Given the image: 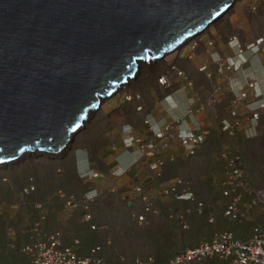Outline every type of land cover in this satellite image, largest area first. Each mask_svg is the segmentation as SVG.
I'll return each instance as SVG.
<instances>
[{
  "label": "crops",
  "instance_id": "crops-1",
  "mask_svg": "<svg viewBox=\"0 0 264 264\" xmlns=\"http://www.w3.org/2000/svg\"><path fill=\"white\" fill-rule=\"evenodd\" d=\"M252 5L257 7L255 14L249 11ZM233 13L221 35L201 38L193 50L186 46L179 48L180 55L176 49L171 52H177L173 59L165 61L157 71L136 76V82L125 89L137 93L136 97L127 101L121 93L118 98L106 99L100 115L101 124L90 132V136L84 137L71 159V173L76 185L70 192L78 201L84 195H94L88 209L90 221L97 229L91 230L89 224L81 220L82 204L67 207L63 197L55 196V200L44 203L42 235L60 231L63 244L70 245L73 240L79 242L77 252L80 255L93 245H101L105 257L115 249L116 253H124L129 259L151 255L154 260L158 258V251L185 249L225 230L232 231L237 237H246L250 232L248 222L244 225L222 214L226 201L220 193L226 168L222 153L230 149L241 155L244 176L251 179L246 159L248 154L255 161V158L259 160L254 146L260 134H264V111L260 113L258 123L249 130L239 128L228 135L220 128L223 121H232L230 100L240 90H246L249 95L248 100L238 105L240 113L244 115L248 108L255 106L248 81L254 80L255 88L264 94V50L254 52L244 47L264 34V22H260L264 15V0H240ZM202 60L207 64L200 71L196 62ZM230 60L237 68L229 65ZM171 62L183 73L174 75L171 85L165 87L157 82V78ZM168 123L173 124L174 129H193L205 136L194 155H186L175 138L168 139V147H158L153 155L139 159H134L130 150L123 147L121 137L151 135L152 130L161 129ZM260 159L255 164L260 166L255 170L262 181L264 155ZM159 160L163 164L156 177L149 165ZM88 169L102 176H80ZM176 177L189 181L194 199L158 196V191ZM143 195L152 199L153 210L145 213L143 221H138L135 215L143 211ZM120 202V213L117 212L115 219L120 223L117 224L108 215L111 212V216H115ZM198 202L202 203L200 211L197 210ZM32 217V209L23 213L26 226L31 224ZM114 229H120V232L113 235ZM24 260L27 264L26 257Z\"/></svg>",
  "mask_w": 264,
  "mask_h": 264
},
{
  "label": "water",
  "instance_id": "water-1",
  "mask_svg": "<svg viewBox=\"0 0 264 264\" xmlns=\"http://www.w3.org/2000/svg\"><path fill=\"white\" fill-rule=\"evenodd\" d=\"M233 1L0 0V157L41 144L60 150L139 62L160 58Z\"/></svg>",
  "mask_w": 264,
  "mask_h": 264
},
{
  "label": "built area",
  "instance_id": "built-area-1",
  "mask_svg": "<svg viewBox=\"0 0 264 264\" xmlns=\"http://www.w3.org/2000/svg\"><path fill=\"white\" fill-rule=\"evenodd\" d=\"M256 10V5L249 7L251 13H257ZM261 20L264 22V15L261 16ZM232 40L233 37L229 41ZM192 47H194L193 44ZM244 47L254 52L264 50V34L256 37L250 43H246ZM226 61H228V58ZM229 65L233 69L237 68L233 60H230ZM165 67V71H160L157 82L167 87L171 85L174 75L181 76L182 71L176 67L174 62L166 64ZM204 67V64H202L198 70L201 71ZM255 84L254 80L247 82V87L250 89L249 94L251 100L255 102V106L248 108V112L244 115L240 113L238 105L248 100L249 96L246 90H240L237 93L238 95L230 100L229 115H231L232 121L221 123L220 130L222 132L232 135L239 128L249 130L258 123L260 113L264 111V94L255 88ZM125 91H121L120 94L123 93V97L127 101L137 96V93ZM169 138H175L183 152L188 156H192L203 144L205 136L193 129H174L173 124L168 123L163 125L161 129L152 130L151 135L141 137L128 135L121 137V140L123 147L130 150L134 159H139L153 155L158 147H168ZM162 139L166 140L159 144L158 142ZM112 149H115V147L112 146ZM222 156L226 160L224 179L220 185L221 196L226 199L222 211L223 216L240 222L247 218L245 217L247 213L254 210L264 211V198H261V196L264 197V183L251 188L246 176H244L240 156L230 149L224 150ZM162 164L163 161L161 160L150 163L149 168L153 171L154 176L160 175L159 168ZM80 176L99 178L102 174L88 169L84 170ZM136 190L139 191L140 189L137 188ZM158 196H171L177 200L194 199L189 181L180 177H176L171 184L161 188L158 191ZM93 197L94 195H84L78 201L74 197L67 196L63 201L67 207H75L78 203L82 204L84 211L81 220L87 222L88 219L91 220V214L85 209H88L89 202ZM141 199L144 200V206L143 211L135 215L138 221H143L145 213L153 210L152 199L144 195ZM201 207L202 203L198 202L197 210L200 211ZM33 209V217L29 225L32 235L20 245V252L26 257L27 264H112L102 254L101 245H93L89 247L86 253L80 255L77 252L79 242L73 240L70 245L63 244L60 241V231L55 230L42 235L41 226L45 219L44 207L41 202H35ZM177 218L183 220L180 216ZM89 228L96 230L97 226L90 222ZM211 258L220 259L223 264H264V231L260 226L253 225L246 237H237L232 231L225 230L216 233L209 240L187 247L183 251L167 257L162 264H204L206 259ZM115 262V264H155L151 255L135 256L131 259L119 257Z\"/></svg>",
  "mask_w": 264,
  "mask_h": 264
},
{
  "label": "rangeland",
  "instance_id": "rangeland-1",
  "mask_svg": "<svg viewBox=\"0 0 264 264\" xmlns=\"http://www.w3.org/2000/svg\"><path fill=\"white\" fill-rule=\"evenodd\" d=\"M239 3L240 0L233 2L218 20L209 24L193 39L187 40L185 43L180 45L179 48L183 49L186 46L187 49L193 50L196 44H198V42L200 44V41L203 38H211L218 34L221 35V32L225 30L224 28L226 22H228L230 17L233 16V12ZM261 21L262 20L260 18V22ZM192 44L194 47H192ZM180 49L178 50V55H180ZM171 52H173V50L163 54L164 57H162L160 62H145L144 67H142V70H140L136 76L142 77V75H148L149 73L152 74L157 71L159 67L165 63V61L173 59V55L177 53L176 51L174 53ZM196 63L198 66H201L202 64L205 66L207 64L206 61L203 60L201 63ZM136 76L134 79H130L126 85H123V89L120 87V90L115 92L112 96L118 98L121 91L127 89L129 84L136 82ZM104 103H106V99L100 102L98 111L96 109L88 114L89 117H87L89 120H85L80 129L71 135L70 143L65 146L64 149H61L59 153L53 154L39 152L34 155L23 156L19 161L11 160L12 162L8 161L6 164L0 163V264L25 263V256L20 252V245L28 239L27 237L32 235V230L29 226L25 225V221L23 220V213L27 209H33V204L35 202H41L44 207L45 201H53L56 197H63L62 199L66 198V196L74 197L70 192V189L76 185L75 182H73L74 179L71 173L72 155L75 153L77 147H80V144L84 141V137L87 135L90 136V132L95 130V128L97 129V127L101 124L100 115L104 108ZM255 143L256 145L254 146V149L259 156V160L255 158V161L254 157H251L248 154L246 159L248 162L247 167L251 172L252 177L251 179L249 177L246 178L251 188H255L264 183V180L261 181V176H259L255 170L260 166L259 164H255L260 162L261 156L264 155V134H260ZM237 155L240 156V160L243 163L242 156L238 153ZM262 162V168L264 169V161ZM30 186L33 187L32 190H29ZM119 206V209H116L114 217L111 216V212L108 215L112 220L116 221L117 224H119L120 221L115 219L120 213L119 210L121 209V202ZM112 215L114 214L112 213ZM245 217L247 218L240 221V223L246 225L248 222L249 230L253 225H258L264 231V211L254 210L247 213ZM119 232L120 229H114L113 235H116ZM183 250L184 248L158 251L156 253L158 258L154 260L155 264H162L167 256L176 254ZM119 257L129 259L128 255L119 252L116 253L115 249L108 254V257L106 256V259L108 262L115 264V261ZM204 264H221V261L216 258H211L206 259Z\"/></svg>",
  "mask_w": 264,
  "mask_h": 264
},
{
  "label": "bare ground",
  "instance_id": "bare-ground-1",
  "mask_svg": "<svg viewBox=\"0 0 264 264\" xmlns=\"http://www.w3.org/2000/svg\"><path fill=\"white\" fill-rule=\"evenodd\" d=\"M235 1H236V0H234L233 2H235ZM231 5H232V4H231ZM231 5H230V6H231ZM230 6H229V7H230ZM229 7H228V8H229ZM228 8H226L224 11H222L221 14H220V16H221L222 14H224V12H225ZM220 16H218L216 19H214L213 21H211L209 24L214 23L216 20H218V19L220 18ZM209 24H208V25H209ZM208 25H207V26H208ZM207 26H206V27H207ZM206 27H204V28L200 29L199 31L193 33L192 35L188 36V37L185 38V40H183L178 46H175V47H174L173 49H171L170 51H172V50L174 51V50H176V48L178 49V48L180 47V45H182L183 43H185V42H186L187 40H189V39H193L198 33H200L201 30L205 29ZM170 51L164 52L163 54L168 53V52H170ZM163 54H162V56H160V58H158V59L149 60V61H143V63H142V62H139L138 66H137V69L135 70L134 74H133L131 77H128L127 80L125 81V83L120 84V85L116 88V90H115L114 92H112L111 94H109L106 98L101 99L100 102H101L102 100H104V99H107V98L111 97L115 92H117L118 90H120V87H122L123 85H126V84L129 82L130 79H132V78L134 79V77L136 76V74H137L140 70H142V67H144L145 62H150V61H153V62H154V61H155V62H160L161 59H162V57H164ZM140 68H141V69H140ZM165 68H166V67H164V68L162 69V71H165V70H166ZM100 102H99L98 106H97L95 109L89 110V111L86 113L85 117H84L83 120H82V123H84L85 120L88 119V117H89L88 114H89V113L93 112V111L96 110V109H97V110L99 109V107H100ZM87 116H88V117H87ZM88 120H89V119H88ZM82 123L79 124V126H78L74 131H72V132H68V133H67V138L65 139L66 141H64V144L62 145V147L60 148V150H61V149H64L65 146H67V145L70 143V141H71V140H70L71 135L74 134V133H76V132L80 129ZM60 150H57V151H49V150L47 151V150H43V149H40V150H39V149L36 148V146H35L33 150H31V149H26V150H24V151H20V154L16 155V156L13 157L11 160H12V161H16V160L19 161L20 159H22L23 156L34 155V154H37V153H39V152H45V153H53V154H56V153H59ZM14 158H15V159H14ZM11 160H8V161L10 162ZM8 161H0V163L6 164V163H8ZM12 161H11V162H12ZM18 163H21V162H18ZM32 189H33V187L30 186V187H29V190H32ZM85 211H89V209H85ZM87 222L90 223V222H91L90 219H88Z\"/></svg>",
  "mask_w": 264,
  "mask_h": 264
}]
</instances>
